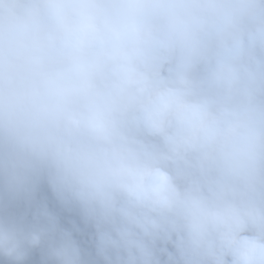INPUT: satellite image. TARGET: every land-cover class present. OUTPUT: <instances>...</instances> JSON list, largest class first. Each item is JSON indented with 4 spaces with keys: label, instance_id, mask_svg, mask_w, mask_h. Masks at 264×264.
<instances>
[{
    "label": "clouds",
    "instance_id": "clouds-1",
    "mask_svg": "<svg viewBox=\"0 0 264 264\" xmlns=\"http://www.w3.org/2000/svg\"><path fill=\"white\" fill-rule=\"evenodd\" d=\"M0 264H264V0H0Z\"/></svg>",
    "mask_w": 264,
    "mask_h": 264
}]
</instances>
